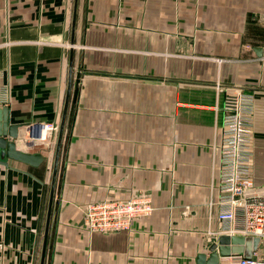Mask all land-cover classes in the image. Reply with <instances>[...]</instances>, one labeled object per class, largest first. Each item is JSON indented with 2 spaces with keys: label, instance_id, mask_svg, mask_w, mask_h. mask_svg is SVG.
Listing matches in <instances>:
<instances>
[{
  "label": "crops",
  "instance_id": "0c3cea01",
  "mask_svg": "<svg viewBox=\"0 0 264 264\" xmlns=\"http://www.w3.org/2000/svg\"><path fill=\"white\" fill-rule=\"evenodd\" d=\"M73 1L0 0V108L7 110L9 123L59 125L73 50L63 131L69 137L64 149L61 144L43 264H201L198 256L208 255L220 235L217 206L208 207L205 185L209 160L203 128L206 141L209 128L202 119L198 127H187L189 137L198 134V146H186L185 159L176 165L179 174L171 175L170 147L164 145L160 157L156 128L138 125L144 111L140 115L137 97L127 92L132 85L122 83L138 76L101 72L137 70L139 54L170 53L176 38H191L184 26L155 36V17H81L77 0L72 44ZM263 14L264 0H198L194 31L198 86L253 94L250 166L257 187L264 184ZM215 94L218 107L221 93ZM152 111H145L147 119ZM18 130L22 139L16 147L44 159L35 166L0 155V264H40L55 150L51 140L58 130L46 132L44 141L31 140L27 126ZM156 166H162L161 174ZM213 188L215 200L216 183ZM143 193L154 207L149 216L134 219L128 231L89 233L82 213L86 203ZM251 252L264 258V240L253 247L247 239L244 254ZM230 255L220 256L217 264H235Z\"/></svg>",
  "mask_w": 264,
  "mask_h": 264
},
{
  "label": "rangeland",
  "instance_id": "374dc122",
  "mask_svg": "<svg viewBox=\"0 0 264 264\" xmlns=\"http://www.w3.org/2000/svg\"><path fill=\"white\" fill-rule=\"evenodd\" d=\"M79 15L81 17H155V36H162L163 33H178L184 26L188 34L187 37L191 39L176 38L174 45L171 46L170 53L139 54V67L137 70L116 69L101 70V72L107 73L103 74L107 77L110 76V73L111 76L113 73L138 76L132 81L123 80L122 83L132 85L131 89L128 90L125 84L123 87L133 97H137L136 105L140 115L144 111V116L142 115L143 117L139 118L138 125L142 126L147 122L149 125L152 123L156 128L153 137L156 150L160 152V157L162 147L164 145L170 147L169 171L171 175L174 173L179 174L180 171H178L179 168L177 169L178 166L176 165L179 160L185 159V155L183 156L181 153H184L183 150L186 146L196 142L198 146V134H191V137H189L187 127H198V122L203 120L202 124L209 128V140L207 141V130L206 127L203 128V142L206 144L209 160L205 171V185L210 204L208 207L211 209L213 207L211 204L214 203L212 190L215 183V170L217 174V151L220 142V135L218 134L221 124L219 107L223 95L233 89L222 88L217 85L221 83L219 81H217L216 88L198 86V52L195 50V41L198 43V37L195 38L194 35L195 30L198 33V28H196L198 26V23H196L198 21V0H81ZM186 17H189L187 21H185ZM161 49L165 50V47ZM76 88L77 83L74 87V96L77 92ZM110 88V85H108L106 88L108 92ZM216 91L219 92V95L221 93L218 107L213 105L216 100ZM111 103L113 104V101ZM107 105L110 104L107 102ZM150 109H153V114H149L147 119L145 111ZM150 116H153V118ZM68 137V133H63V149L68 142ZM51 141L54 143L52 145L54 147L56 141L54 139ZM156 157H159L158 154H156ZM164 167H167V165ZM155 170L157 174L163 172L162 166H156ZM132 197L120 198L114 194H111V197H97L82 207V213L89 204L102 199L123 200ZM85 226L87 228L86 223Z\"/></svg>",
  "mask_w": 264,
  "mask_h": 264
},
{
  "label": "built area",
  "instance_id": "2783aa9c",
  "mask_svg": "<svg viewBox=\"0 0 264 264\" xmlns=\"http://www.w3.org/2000/svg\"><path fill=\"white\" fill-rule=\"evenodd\" d=\"M264 21V14H263ZM252 93L240 88L226 92L221 101V124L215 183L219 234L242 235L264 240V184L257 187L251 174ZM34 125V133L30 127ZM31 140L46 139V132H56L55 121L30 123ZM31 135V136H30ZM154 207L148 194L130 199H102L83 210L88 231H122L136 218L149 216ZM235 264H264L255 252L230 255Z\"/></svg>",
  "mask_w": 264,
  "mask_h": 264
},
{
  "label": "water",
  "instance_id": "95a60500",
  "mask_svg": "<svg viewBox=\"0 0 264 264\" xmlns=\"http://www.w3.org/2000/svg\"><path fill=\"white\" fill-rule=\"evenodd\" d=\"M76 9H77V0H74L73 1V12H72L73 21H72V27H71V31H72L71 43L72 44L74 41V26H75ZM72 64H73V50L71 48L70 56H69V65H68L67 91L65 94L62 115H61V119L59 123L55 150H54V158H53V164H52V172H51V180H50V187H49V196H48V203H47L45 228H44V233H43L40 264L44 263L45 248H46V242H47V236H48L49 224H50V218H51V210H52V204H53V199H54V194H55V182H56V176H57V171H58L63 131H64V126H65L67 107H68V101H69L71 84H72V71H73ZM6 111L7 110L4 107L0 108V155L2 157L22 161L30 165H35V166L39 165L44 159L41 153L27 152V151L20 150L16 147L17 142L20 139H22V136L19 134L18 128L27 126L29 129L30 123H9L7 119ZM28 134H30V130L28 131ZM6 136H8L10 139L9 140L6 139L5 138ZM24 144L31 145L32 143L25 142ZM1 162L5 164V161L1 160ZM258 240H259L258 237H254L253 239H251L253 247L256 246V243L258 242ZM246 243H247V239L242 235L220 234L217 237L216 242L212 243L209 246L208 255L200 254L197 259L198 261L200 260L201 264H217L220 256L244 253Z\"/></svg>",
  "mask_w": 264,
  "mask_h": 264
}]
</instances>
